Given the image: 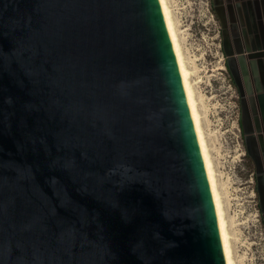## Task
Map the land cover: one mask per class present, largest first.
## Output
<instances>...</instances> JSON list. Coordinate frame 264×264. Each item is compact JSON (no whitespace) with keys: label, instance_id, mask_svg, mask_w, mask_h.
<instances>
[{"label":"water","instance_id":"obj_1","mask_svg":"<svg viewBox=\"0 0 264 264\" xmlns=\"http://www.w3.org/2000/svg\"><path fill=\"white\" fill-rule=\"evenodd\" d=\"M0 264H224L157 0H0Z\"/></svg>","mask_w":264,"mask_h":264},{"label":"rangeland","instance_id":"obj_2","mask_svg":"<svg viewBox=\"0 0 264 264\" xmlns=\"http://www.w3.org/2000/svg\"><path fill=\"white\" fill-rule=\"evenodd\" d=\"M166 3L190 71L222 199L233 264H264V216L259 212L251 182L253 160L259 170L263 166L258 157L255 161L257 149L249 139L250 124L239 109L231 48L217 0ZM261 180L264 195V177Z\"/></svg>","mask_w":264,"mask_h":264},{"label":"flooded vegetation","instance_id":"obj_3","mask_svg":"<svg viewBox=\"0 0 264 264\" xmlns=\"http://www.w3.org/2000/svg\"><path fill=\"white\" fill-rule=\"evenodd\" d=\"M219 11L222 16L223 30L226 32V39L228 47L233 51L231 53V70L233 75V85L235 86L238 94L239 109L242 114V118H247L250 124L249 139L251 143H255V149L257 152L256 157L261 161L262 170H259L257 162L253 165L252 180L254 198L258 205L259 212L262 216L264 213V195H263V184L262 178L264 177V106L262 108L261 103L257 101L256 90L258 89V83L264 74L263 71L257 68L254 59L246 55H241L236 52L233 45V40L230 36V31H226L227 26L225 25V14L223 6L217 2ZM264 49V48H263ZM252 157V156H251ZM254 159V158H253ZM257 163V164H256ZM260 166V165H259Z\"/></svg>","mask_w":264,"mask_h":264},{"label":"bare ground","instance_id":"obj_4","mask_svg":"<svg viewBox=\"0 0 264 264\" xmlns=\"http://www.w3.org/2000/svg\"><path fill=\"white\" fill-rule=\"evenodd\" d=\"M163 22L167 31L169 42L172 48L173 56L179 73L185 102L188 108L190 119L192 122L198 150L200 153L201 161L203 164L205 176L208 183V188L211 196V201L214 209L215 220L219 233L220 246L222 250L224 264H233V258L231 253V247L229 242V236L226 229V220L224 215V208L222 199L217 187V180L213 162L210 157V153L207 147L205 135L203 133L202 124L200 120V113L197 108V102L194 96L193 87L190 82V71L185 64L183 52L181 50V44L179 43L176 29L174 27L172 15L170 9L166 3V0H157Z\"/></svg>","mask_w":264,"mask_h":264},{"label":"crops","instance_id":"obj_5","mask_svg":"<svg viewBox=\"0 0 264 264\" xmlns=\"http://www.w3.org/2000/svg\"><path fill=\"white\" fill-rule=\"evenodd\" d=\"M217 2L224 8L226 31L229 29L231 33L236 52L243 56L248 53L260 72L263 71L264 0H217ZM255 96L263 108L264 74L258 83Z\"/></svg>","mask_w":264,"mask_h":264}]
</instances>
